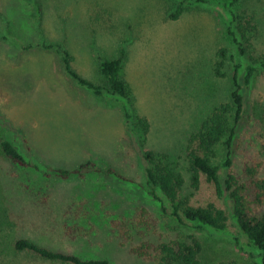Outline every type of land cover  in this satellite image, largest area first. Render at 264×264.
I'll return each mask as SVG.
<instances>
[{
	"label": "rangeland",
	"instance_id": "rangeland-1",
	"mask_svg": "<svg viewBox=\"0 0 264 264\" xmlns=\"http://www.w3.org/2000/svg\"><path fill=\"white\" fill-rule=\"evenodd\" d=\"M37 1L40 28L33 25L29 1L0 0V138L10 140L40 168L21 167L0 149V264H67L16 251L13 243L20 237L113 264H160L132 254L130 244L110 231L108 221L131 218L144 207L158 224L155 232L142 228L132 243H158L172 236L160 202L149 193L138 145L165 153L178 165L186 178L182 196L189 195L192 205L226 207L204 175L196 190L189 186L185 150L212 108L230 102L231 68L218 72L216 63L222 47L233 48L228 36L233 0H186L193 4L178 18L172 15L180 0ZM239 2L254 13L258 30L250 44L260 56L264 0ZM42 42L63 44L73 56V67L95 83L103 82L98 58L116 57L124 48L123 77L130 89L131 112L135 122L142 119L145 126L137 124L136 134H131L122 102L77 85L65 73L59 53ZM247 98L250 105L264 104V68L258 69ZM257 151V146L242 143L235 152L236 168L245 152ZM86 160L109 164L127 180L43 174L48 168H73ZM80 202L91 209L90 220L73 215ZM79 227L81 235L76 234ZM218 245L205 244L208 264L231 259L254 264L227 240Z\"/></svg>",
	"mask_w": 264,
	"mask_h": 264
},
{
	"label": "trees",
	"instance_id": "trees-1",
	"mask_svg": "<svg viewBox=\"0 0 264 264\" xmlns=\"http://www.w3.org/2000/svg\"><path fill=\"white\" fill-rule=\"evenodd\" d=\"M27 1L33 8V25L40 28L41 6L37 0ZM239 1L233 0L229 5L231 17L228 36L233 48L222 47L218 51L219 61L216 63L218 72L221 67L231 68L230 102L212 108L198 130L190 135L185 150L189 186L196 190L200 176L204 175L207 181L213 183L217 198L225 202L226 207L220 208L212 203L192 205L189 195L182 196L186 178L178 165L165 153L143 149L142 145H138L149 193L160 202L165 225L172 236L158 243L147 239L132 243L133 236L140 235L142 228L150 232L156 230L158 220L144 207L131 218L110 219L108 227L124 244H130L129 251L132 254L144 260H154L160 264H208L210 257L205 244L212 242L218 245L221 240H227L252 258L254 264H264V176L261 175L264 166V104L256 101L250 105L247 98L258 69L264 68V53L255 56L251 50L250 42L256 37L257 22L254 13L249 12ZM188 4H193V1L180 0L172 17L178 18ZM251 8L252 12L257 11ZM254 21L255 24L252 23ZM42 46L59 53L65 73L77 85L97 96L122 102L125 123L131 134H136L137 124L145 126L142 119L135 122L131 112L130 89L123 77L124 48L116 57L98 58L97 68L103 82L95 83L73 67V56L63 44L42 42ZM242 143H247L250 148L257 146L258 151L245 152L238 169L235 152ZM0 149L13 163L40 170L10 140L0 138ZM43 174H53L60 179H85L89 174H100L127 180L113 166L93 160H86L73 168H48L43 170ZM72 213L76 219L90 220L92 215L85 202L76 204ZM79 228L77 235L83 232ZM70 231H74V228ZM13 246L18 252H31L50 261L113 264L107 258H85L54 250L27 237L17 238ZM219 247L216 251L220 250ZM217 264L246 263L231 259Z\"/></svg>",
	"mask_w": 264,
	"mask_h": 264
}]
</instances>
